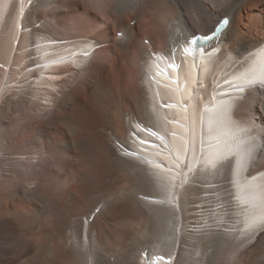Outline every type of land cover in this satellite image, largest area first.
I'll return each instance as SVG.
<instances>
[{"label": "bare ground", "instance_id": "1", "mask_svg": "<svg viewBox=\"0 0 264 264\" xmlns=\"http://www.w3.org/2000/svg\"><path fill=\"white\" fill-rule=\"evenodd\" d=\"M0 151V264H264V0H0Z\"/></svg>", "mask_w": 264, "mask_h": 264}, {"label": "rangeland", "instance_id": "2", "mask_svg": "<svg viewBox=\"0 0 264 264\" xmlns=\"http://www.w3.org/2000/svg\"><path fill=\"white\" fill-rule=\"evenodd\" d=\"M52 5H54V3H53ZM35 15H36V14H35ZM65 15H67V14H65ZM72 17H73V18H72ZM66 18H67V20H63V21H62V23L64 22L63 24H65V25L68 24V23H70L71 21H73V20H71V19H75L74 16H73L72 14H69V15H67V16L64 17V19H66ZM70 20H71V21H70ZM75 20H76V19H75ZM133 24H134V23H133ZM133 24L131 23V25H133ZM13 84L16 85L15 82H14ZM16 89L18 90V88L15 87V88L12 89V91H11V90L8 91L9 93L7 92L6 97H7V96H10V94H11L12 92H14V90H16ZM2 92L4 93L5 91H2ZM27 96H28V95H27ZM14 112H15V111H13L12 113H14ZM5 113L7 114V112H5ZM5 113H4V114H5ZM6 114H5V115H6ZM43 137H48V138H50V140H51V142H52L51 137H53V136H51V135H49V134H47V135H45V136H43V134L40 135V133L37 134V138H38L39 140H41ZM21 138H22V140H23V137H21ZM21 138H20V139H21ZM40 138H41V139H40ZM111 141H113V140H111ZM34 143H35V142L31 143V144H30V147H34ZM55 148H56V147H52V150L55 149ZM12 156H17V155H12ZM12 156H11L10 154H5V153H2V152L0 151V158L2 159L1 162H0V165H2V163H3V166H4L5 168H9L10 165H8V164H9V161H10V157L12 158ZM22 156L25 157L26 154H24V155H22ZM35 159H36V158H35ZM78 159H79V156H77V154H76V155H74V156L72 157L71 160H72V162L74 163L75 160H78ZM10 174H11V172H10ZM66 177H68V176H66V175L64 176L65 183H67V181H66L67 178H66ZM170 204H171V203H169L168 206H170ZM99 208H100V207H99ZM99 208H98V209H99ZM142 248H143V247H142ZM148 248H149V247H148ZM146 253H148V254L150 255L149 251L146 252Z\"/></svg>", "mask_w": 264, "mask_h": 264}, {"label": "snow or ice", "instance_id": "3", "mask_svg": "<svg viewBox=\"0 0 264 264\" xmlns=\"http://www.w3.org/2000/svg\"><path fill=\"white\" fill-rule=\"evenodd\" d=\"M87 42V40H85V43ZM146 43V41H145ZM185 51H187V49H185ZM85 55H87V52H85ZM173 67H176L175 65H173ZM242 91V90H240ZM171 105H165V107H170ZM134 135V133H133ZM173 135H175V133H173ZM123 147V145L119 144V142H117L116 144L113 145V152L115 155L120 156L121 152L120 149ZM127 155H135V153H127ZM223 159V158H222ZM228 163H231V161H228ZM221 167H223V163H221L220 165ZM157 167H163L162 165H157ZM98 211V209H97Z\"/></svg>", "mask_w": 264, "mask_h": 264}]
</instances>
